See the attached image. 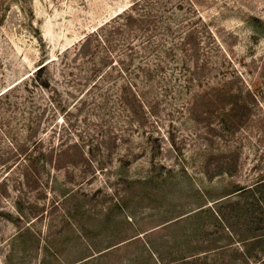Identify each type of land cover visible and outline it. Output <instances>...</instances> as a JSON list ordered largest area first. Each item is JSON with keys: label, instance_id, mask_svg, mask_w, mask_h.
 I'll return each instance as SVG.
<instances>
[{"label": "rangeland", "instance_id": "rangeland-1", "mask_svg": "<svg viewBox=\"0 0 264 264\" xmlns=\"http://www.w3.org/2000/svg\"><path fill=\"white\" fill-rule=\"evenodd\" d=\"M260 181L264 0H0V264H264Z\"/></svg>", "mask_w": 264, "mask_h": 264}, {"label": "trees", "instance_id": "trees-1", "mask_svg": "<svg viewBox=\"0 0 264 264\" xmlns=\"http://www.w3.org/2000/svg\"><path fill=\"white\" fill-rule=\"evenodd\" d=\"M238 195V197H249V200L245 203L251 206H244L245 209L243 210L244 214L249 215L250 219L252 221H256L258 224V229L260 230V234H258L254 239H257L258 242L261 244V246L264 248V181H260L253 185L252 187H246L241 188L239 191H235ZM234 195V194H233ZM230 197V196H229ZM231 200V199H228ZM217 201L213 204L221 202ZM231 206L232 210H238L239 202L237 201H228L226 202ZM212 204V205H213ZM222 203H220L221 205ZM213 211L211 214L216 219L217 223L219 225L227 224V219L221 215L219 209H215L213 206L210 207ZM228 227L229 233L232 235V229L229 227V225H226ZM231 231H230V230Z\"/></svg>", "mask_w": 264, "mask_h": 264}]
</instances>
